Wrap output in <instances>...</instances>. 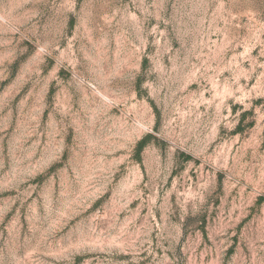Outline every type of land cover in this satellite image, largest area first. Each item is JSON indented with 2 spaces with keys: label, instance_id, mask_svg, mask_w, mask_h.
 Listing matches in <instances>:
<instances>
[{
  "label": "rangeland",
  "instance_id": "rangeland-1",
  "mask_svg": "<svg viewBox=\"0 0 264 264\" xmlns=\"http://www.w3.org/2000/svg\"><path fill=\"white\" fill-rule=\"evenodd\" d=\"M0 264H264V0H0Z\"/></svg>",
  "mask_w": 264,
  "mask_h": 264
}]
</instances>
